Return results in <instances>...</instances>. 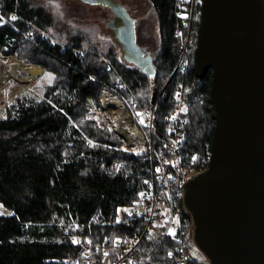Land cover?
<instances>
[{"label":"trees","instance_id":"obj_1","mask_svg":"<svg viewBox=\"0 0 264 264\" xmlns=\"http://www.w3.org/2000/svg\"><path fill=\"white\" fill-rule=\"evenodd\" d=\"M202 1L149 0L160 46L148 74L110 38L63 24L45 0H0V50L44 71L0 118V205L10 213L0 214V264H176L180 247L189 264H201L185 213L168 233L165 223L146 234L144 218L131 217L152 178L151 152L137 156L126 146L103 120L100 99L105 87L120 89L122 76L139 102L134 111H152L157 101L153 148L168 157L169 116L181 89L184 165L187 156L209 161L212 71L200 78L195 61ZM188 38L190 69L182 73L176 67ZM174 204L183 210L182 199ZM135 237L140 243L121 257L116 243Z\"/></svg>","mask_w":264,"mask_h":264},{"label":"water","instance_id":"obj_2","mask_svg":"<svg viewBox=\"0 0 264 264\" xmlns=\"http://www.w3.org/2000/svg\"><path fill=\"white\" fill-rule=\"evenodd\" d=\"M84 1L127 14L128 61L152 74L126 8ZM197 43L198 76L212 71L216 128L209 169L187 182L182 198L193 241L209 264H264V0H203Z\"/></svg>","mask_w":264,"mask_h":264},{"label":"built area","instance_id":"obj_3","mask_svg":"<svg viewBox=\"0 0 264 264\" xmlns=\"http://www.w3.org/2000/svg\"><path fill=\"white\" fill-rule=\"evenodd\" d=\"M193 4L195 0H192ZM15 16V15H14ZM16 17V16H15ZM181 30V29H180ZM186 42L183 41L182 45V52L179 57L178 63H177V70H180L182 73H186L190 69V61L188 59V51H189V38ZM118 84L120 86V89L114 87H105L100 107L101 109H108L107 106L112 108L114 104L117 106V111L124 113L125 119H128V125L124 127V129L127 131V129L130 126L138 125V128L140 131H136V133L132 134L134 138L138 135H143L144 129H150V131H153L155 129L154 125V113L156 109V105L154 104L152 111H145L141 110V116L144 117V123L140 124V116L137 115L136 111H134V108L131 103L134 105H139V102L135 95L131 92L129 89V86L123 82L122 78L120 77L118 80ZM124 91L127 92V94H124ZM177 103L176 107L171 111L169 116L170 121V129L169 131L172 134L171 138V144L170 148L168 150V157L165 156V154H157L152 147V140L147 139L144 136V141L138 140L137 142H134L138 144V146H141L145 144L151 145V149H132L135 152V155L141 156L145 154L146 151L150 150L152 160V178L148 182L147 186L148 189L146 192L142 194L143 203L142 205L145 206L146 210L140 211L139 209L135 208L130 212V215L133 219H137L139 217H143L146 221L145 226V233L151 234L154 227L158 224L159 218L158 215L160 213V210L165 205V199H163V193L166 195L168 204L170 207H172V210H174L175 205V198H183L185 186L188 181L192 180L195 176H198L202 172L209 169L210 159L209 161L205 158H197L196 156H187V158H190V162L187 166L184 165V161L181 156V144L184 140V134H183V126L185 124V121L183 120L182 113L184 112V108L186 106V100L182 97V90L180 89L178 95H177ZM118 100V101H114ZM110 112L109 110H107ZM103 118V117H102ZM139 119V120H138ZM122 124H118L119 128ZM117 126V125H116ZM117 130V129H116ZM118 132V130H117ZM120 134H124L122 131H119ZM128 144L134 145L132 142L128 140ZM156 155L158 159V163L153 161V156ZM211 157V153H210ZM175 168V170L173 169ZM189 168V173H185V169ZM196 171V173H194ZM192 173V174H190ZM184 207V205H183ZM186 213V209L183 208L181 213ZM174 217V214H173ZM174 225V223H173ZM173 225H170V229L173 227ZM167 230L166 233L172 231ZM141 239L139 237H135L133 239H127L118 241L116 243V246L120 248V255L123 258H127L131 251L136 247L137 244H139ZM178 255L175 259L176 264H189L192 260V256L183 248L180 247L177 249ZM200 259V257L198 256ZM145 261V260H144ZM203 264H208L206 260L203 258L202 260ZM91 264H101L99 261H94ZM107 264V263H105Z\"/></svg>","mask_w":264,"mask_h":264},{"label":"rangeland","instance_id":"obj_4","mask_svg":"<svg viewBox=\"0 0 264 264\" xmlns=\"http://www.w3.org/2000/svg\"><path fill=\"white\" fill-rule=\"evenodd\" d=\"M45 1L49 4L48 7L54 13V16L60 21H62L63 24L67 23L73 26L74 28L76 27V28H85L92 30L94 32L95 39L98 41H100L101 38L102 39L110 38L109 40L116 42L113 37L112 30L110 26H108V22H111L113 17L112 15L113 10L111 8L109 9L110 6L104 5L102 3H90L84 0H45ZM116 1H119L121 5L124 6L126 10L129 11L130 15L136 20H138L139 23L136 32L137 41L140 42L142 46L146 48L147 51H150L153 57L157 56V51L160 46L159 19L156 13L154 12V9L152 8L153 6L150 4L149 0H116ZM186 42L184 44H186ZM0 51L3 53L2 50ZM6 56H11V55H6ZM36 67L40 68L39 66ZM39 76H41V74H39L37 78ZM37 78L30 85L26 87H20L14 79H9L0 90V105L3 106L6 110V107L10 104L12 99L19 96L26 89H30L33 86L34 82L37 80ZM113 100L118 101L115 99ZM112 109L114 111H112ZM107 110H109L110 112H108ZM115 110H118L115 104L114 106H112L111 109L102 108L101 116L103 117V120L105 122L109 123V125L111 126L114 132H116L120 137L124 138L126 142V146L130 149L131 148L151 149V145L149 144H147L146 146L145 144L138 146V144L134 142H132L134 144L132 146L131 144H128V139L125 136V134L122 135L116 130L117 117L115 116L116 114L112 115V113L116 112ZM136 113L138 116H140L139 118L140 124L142 125L144 123L145 116L144 117L141 116V111H138ZM4 115L5 114H3L2 117ZM136 131L137 132L140 131L138 125H134V126L132 125L127 129V132H129L130 134H134L136 133ZM142 132L146 138V143L148 141L147 139L152 140V147H154L153 136L155 133V129L153 131H150V129H144ZM144 136L140 135L141 139L144 140ZM184 171L187 177V173H189V168H186ZM194 173H196V171H194ZM178 199H182V198H177V200ZM174 205H175L174 207L175 209L172 210V207H170L169 204L167 205L165 204L160 210V213L158 215L160 224L166 223L168 225L167 230L170 229V225H173V223L174 225L170 230L176 229L180 222L182 210L177 209L176 204ZM137 209H139L140 211H143L144 209L146 210L145 206H143L142 204H140L137 207ZM128 211L130 212L131 209H127V212ZM0 214H10V213L7 210H5L2 207V205H0ZM190 232L191 235L189 241L193 245L192 254L200 257L201 264H203L202 263L203 258L209 264V261L201 254V252L197 249V247L194 244L192 237V228H190Z\"/></svg>","mask_w":264,"mask_h":264},{"label":"bare ground","instance_id":"obj_5","mask_svg":"<svg viewBox=\"0 0 264 264\" xmlns=\"http://www.w3.org/2000/svg\"><path fill=\"white\" fill-rule=\"evenodd\" d=\"M41 73L42 70L40 68L32 64H24L12 56L4 55L0 51V90L9 79H14L20 87H26ZM107 108L111 109L109 106H107ZM112 111L114 110L112 109ZM115 111L116 112L111 113L112 115L116 114L115 116L117 117L116 129L118 130L119 128L118 124H122L118 132L122 131L130 142H137L138 140L144 141L140 137L141 134L134 138L132 134L124 129V127L128 125V119L124 118V113L117 110ZM3 114H5V108L0 105V117H2Z\"/></svg>","mask_w":264,"mask_h":264},{"label":"flooded vegetation","instance_id":"obj_6","mask_svg":"<svg viewBox=\"0 0 264 264\" xmlns=\"http://www.w3.org/2000/svg\"><path fill=\"white\" fill-rule=\"evenodd\" d=\"M114 1V3L116 4H121L119 1H116V0H112ZM111 7H109L110 9ZM113 10L112 12V20L111 22H108V26H110L112 32H113V37L118 45V48L121 50L122 52V58L128 62L129 64L131 62L128 61V58H127V52L124 48V45H125V42L130 40V33H131V23H129V18L127 16V14L125 12H122V11H118L116 12L114 10V8H111ZM128 12V15L130 16V18L132 19V24H133V29L135 31V35L137 34V26H138V20H136L135 18H133L129 11L127 10ZM155 12V11H154ZM136 43L137 45L139 46V48H141V50H143V55H145L146 53H150V51H147L145 47L142 46V44L140 42L137 41V37H136ZM144 57V56H143ZM152 57V62H153V59L154 57L151 55ZM142 57L141 56H137L135 57L136 60H140ZM132 65H134L133 63H131ZM146 64V63H145ZM136 66V65H134ZM122 80L124 83H126L125 79L121 76ZM157 103V101H156ZM155 103V105H156Z\"/></svg>","mask_w":264,"mask_h":264},{"label":"snow or ice","instance_id":"obj_7","mask_svg":"<svg viewBox=\"0 0 264 264\" xmlns=\"http://www.w3.org/2000/svg\"><path fill=\"white\" fill-rule=\"evenodd\" d=\"M12 19L14 20V19H16V17L13 16ZM105 255H107V253H105Z\"/></svg>","mask_w":264,"mask_h":264}]
</instances>
